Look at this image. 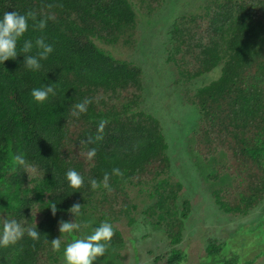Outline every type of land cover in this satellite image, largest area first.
Returning <instances> with one entry per match:
<instances>
[{"label":"trees","instance_id":"obj_1","mask_svg":"<svg viewBox=\"0 0 264 264\" xmlns=\"http://www.w3.org/2000/svg\"><path fill=\"white\" fill-rule=\"evenodd\" d=\"M182 2L165 17L172 0H0V14L34 10L37 20L55 17L43 31L30 20L24 37H45L54 47L39 72L23 69V56L0 64V227L14 218L57 238V222L74 221L68 210L78 202L92 227L106 219L115 227L111 247L96 264H184L187 246L181 244L193 203L182 198L186 186L176 178L185 180L187 169L178 164L173 173L165 117L157 118L147 102L164 80L171 99L197 109L184 150L197 177L186 190H204L223 216L256 217L247 222L253 228H233L230 239L193 234L206 249L203 263L264 259V0ZM142 12L155 36L162 27L151 28L154 20L162 14L166 22L164 61L156 68L159 51L150 65L155 74L139 59L147 56L139 42ZM49 83H58L57 95L35 103L31 90ZM84 98L93 101L88 112L73 117L70 106ZM101 119L108 121L104 139L87 143ZM91 147L97 155L88 160ZM114 167L124 176L110 179L113 190H91L88 179L102 181ZM68 168L85 177L81 189L67 187ZM129 230L140 233L135 251L148 254L147 261L131 258ZM81 235L64 234L54 252L25 234L0 248V264H64L63 246Z\"/></svg>","mask_w":264,"mask_h":264},{"label":"clouds","instance_id":"obj_2","mask_svg":"<svg viewBox=\"0 0 264 264\" xmlns=\"http://www.w3.org/2000/svg\"><path fill=\"white\" fill-rule=\"evenodd\" d=\"M54 19V16H48L37 20V13L34 10H30L25 14L17 11H5L0 14V64H5L6 61L16 60L19 56H23L21 62L23 69L29 72H39L43 67L42 61L48 60L54 52V47L47 42L45 37L35 39H25L24 37L29 30L30 20L33 22L34 29L43 31L47 27L48 20ZM21 41L23 42L18 49V44ZM57 84L49 83L39 88H33L30 94L34 102L44 104L50 97H55L58 92ZM92 102L91 98H84L82 101L72 104L70 106L71 115L79 118L82 114H86ZM107 123L106 119L99 120L97 134L94 137H89L87 143L95 144L102 141ZM86 155L88 160H93L97 155V149L91 147ZM16 161L20 165L26 163L21 156H17ZM113 176L123 179L124 173L119 167H114L110 173H104L102 181L89 178L87 184L93 191L103 188L111 192L113 189L110 179ZM64 179L67 182V187L74 190H79L85 185V177L75 168H68L64 173ZM82 207L78 202L70 207L68 211L74 217V221L60 219L57 222L60 236L53 239L43 237L37 225L24 227L20 221L14 218H6L2 227H0V248L16 245L26 234L34 244L40 242L50 244L54 252H59L62 248L64 234L72 236V234L80 232L82 235L79 238L74 237L70 243L63 246L64 264H96L98 258L104 257L111 247L115 227L107 219L101 221L98 226L92 227V222L83 218ZM49 208L55 216L57 213L56 204L53 203ZM86 229H90V231L85 232Z\"/></svg>","mask_w":264,"mask_h":264},{"label":"rangeland","instance_id":"obj_3","mask_svg":"<svg viewBox=\"0 0 264 264\" xmlns=\"http://www.w3.org/2000/svg\"><path fill=\"white\" fill-rule=\"evenodd\" d=\"M172 2L173 3L163 12L165 17L170 14H174L177 10V7L183 4L182 0H172ZM161 15L156 18L151 25V28H157L159 26L162 27L159 37L152 34V31H147V26L149 24H147L145 21V14L142 12L139 16L141 21L142 36L144 37L139 39L140 49L143 50L145 48L147 53V56L144 54V57L139 56V59L145 64L143 65L153 74H155V71L150 69V65L157 62V56L154 54H158L160 51V60L156 63V68H160V64L164 61L163 49L165 45L164 42L166 40L165 33L167 28L164 26V23L166 22H163ZM160 47L162 49H160ZM166 70H169L168 67H166ZM162 82L163 83L160 86L155 88L151 95L147 96V102L151 104V112L157 118L161 120L160 115L165 117L164 124L168 130L167 133L165 129V135L169 139L171 145V162L173 173L175 167H178V164L180 165V170L184 166L185 169H187V177H184L185 180L178 177H182L183 175L180 171L178 176H176L178 177L176 179L186 186L182 190V198H184V195H186V197L190 196V198L187 197V199L191 200L193 203L192 213L187 220L188 222L185 232V235H187L186 237L184 235L185 241L183 238L184 243L181 244L182 248L183 246H187L184 264H204L203 262L207 261V258L204 260L206 249L201 243L202 240L199 241L195 238L198 231L209 233L210 236L218 239H222L224 236L229 234L228 237L230 239V233L233 231V228L240 229L243 225L248 224L247 222L249 219L256 217L249 216L242 220H237L235 218L233 219L231 217L223 216L216 207L214 200L212 198H208V195L204 190H200L199 188H194V191L186 190L189 180H193L197 177L196 167L191 164L190 161L192 157H188L184 152L189 142V138L192 136V131L196 123L195 116H197V109L193 106L178 103L180 100L177 97L171 99L172 91L169 89L168 82H164V80H162ZM162 107L163 111H161ZM121 226L124 230L128 229L126 224H121ZM251 228H253V226L248 224L246 231L248 232V230ZM127 234L132 238L130 241L131 258L137 256L141 259H144V261H147L149 257L148 254L146 255L144 252H141V254L140 252L135 251V248H138V244L141 242L138 239V237H140V233L135 230H129ZM193 234L195 237H193ZM125 260L126 258H122V262H125ZM258 262L259 264H264V259H262L261 262ZM129 264H133L132 259L129 260Z\"/></svg>","mask_w":264,"mask_h":264}]
</instances>
